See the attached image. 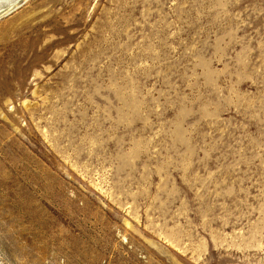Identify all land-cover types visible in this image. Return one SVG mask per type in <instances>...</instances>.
Returning <instances> with one entry per match:
<instances>
[{"label": "rangeland", "instance_id": "374dc122", "mask_svg": "<svg viewBox=\"0 0 264 264\" xmlns=\"http://www.w3.org/2000/svg\"><path fill=\"white\" fill-rule=\"evenodd\" d=\"M0 264H264V0H17Z\"/></svg>", "mask_w": 264, "mask_h": 264}, {"label": "bare ground", "instance_id": "6f19581e", "mask_svg": "<svg viewBox=\"0 0 264 264\" xmlns=\"http://www.w3.org/2000/svg\"><path fill=\"white\" fill-rule=\"evenodd\" d=\"M6 1V5L3 3ZM17 0H0V18L12 11Z\"/></svg>", "mask_w": 264, "mask_h": 264}]
</instances>
